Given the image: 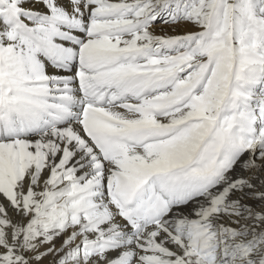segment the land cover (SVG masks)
<instances>
[{"label":"snow or ice","instance_id":"1","mask_svg":"<svg viewBox=\"0 0 264 264\" xmlns=\"http://www.w3.org/2000/svg\"><path fill=\"white\" fill-rule=\"evenodd\" d=\"M0 264H264V0H0Z\"/></svg>","mask_w":264,"mask_h":264},{"label":"bare ground","instance_id":"2","mask_svg":"<svg viewBox=\"0 0 264 264\" xmlns=\"http://www.w3.org/2000/svg\"><path fill=\"white\" fill-rule=\"evenodd\" d=\"M158 32L160 31V27L159 26H157V29H156Z\"/></svg>","mask_w":264,"mask_h":264},{"label":"rangeland","instance_id":"3","mask_svg":"<svg viewBox=\"0 0 264 264\" xmlns=\"http://www.w3.org/2000/svg\"><path fill=\"white\" fill-rule=\"evenodd\" d=\"M160 27V26H159Z\"/></svg>","mask_w":264,"mask_h":264}]
</instances>
